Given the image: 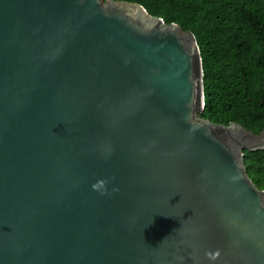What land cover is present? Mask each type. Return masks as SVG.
Listing matches in <instances>:
<instances>
[{
  "label": "water",
  "instance_id": "1",
  "mask_svg": "<svg viewBox=\"0 0 264 264\" xmlns=\"http://www.w3.org/2000/svg\"><path fill=\"white\" fill-rule=\"evenodd\" d=\"M203 109L178 25L112 0H0V264H264L244 164L264 130Z\"/></svg>",
  "mask_w": 264,
  "mask_h": 264
},
{
  "label": "trees",
  "instance_id": "2",
  "mask_svg": "<svg viewBox=\"0 0 264 264\" xmlns=\"http://www.w3.org/2000/svg\"><path fill=\"white\" fill-rule=\"evenodd\" d=\"M138 4L165 24L193 34L203 70L200 117L264 130V0H112ZM253 184L264 191V150L244 152Z\"/></svg>",
  "mask_w": 264,
  "mask_h": 264
},
{
  "label": "clouds",
  "instance_id": "3",
  "mask_svg": "<svg viewBox=\"0 0 264 264\" xmlns=\"http://www.w3.org/2000/svg\"><path fill=\"white\" fill-rule=\"evenodd\" d=\"M106 181L105 180H99L95 184L92 185L93 190L99 191L106 186ZM119 189H114V191H118ZM105 194L104 192H101V195ZM206 257L210 261H216L220 257V251L216 250L215 252L209 251L205 253Z\"/></svg>",
  "mask_w": 264,
  "mask_h": 264
}]
</instances>
